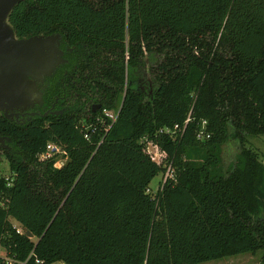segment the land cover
<instances>
[{"label": "trees", "instance_id": "1", "mask_svg": "<svg viewBox=\"0 0 264 264\" xmlns=\"http://www.w3.org/2000/svg\"><path fill=\"white\" fill-rule=\"evenodd\" d=\"M8 22L17 37L59 33L75 47L46 78L43 107L63 94L64 70L77 78L61 114L18 123L0 112V135L12 139L2 152L14 174L0 175V239L11 255L200 264L260 251L264 264V163L248 145L264 134V0H22ZM133 69L147 70L148 97ZM118 105L104 133L97 117ZM188 115L175 137L159 131ZM203 120L208 138L197 137ZM144 137L176 172L154 193L164 167ZM231 140L238 152L225 171L219 153ZM48 143L66 155L62 165L58 153L40 158Z\"/></svg>", "mask_w": 264, "mask_h": 264}, {"label": "water", "instance_id": "2", "mask_svg": "<svg viewBox=\"0 0 264 264\" xmlns=\"http://www.w3.org/2000/svg\"><path fill=\"white\" fill-rule=\"evenodd\" d=\"M20 1L0 0V112L24 123L25 119H18L20 113L43 102L44 82L63 59L59 33L16 36L8 17ZM11 143L10 137L0 135V149H9ZM26 235L33 236L30 231Z\"/></svg>", "mask_w": 264, "mask_h": 264}, {"label": "rangeland", "instance_id": "3", "mask_svg": "<svg viewBox=\"0 0 264 264\" xmlns=\"http://www.w3.org/2000/svg\"><path fill=\"white\" fill-rule=\"evenodd\" d=\"M73 43L76 44V42H73ZM129 55H130V53H129L128 49H124L125 61L128 60ZM147 64H149V63H147ZM126 70L127 71H126V79L124 82V88L129 83L130 74H128V71H129L128 64L126 65ZM133 70L134 71L131 72V75L133 73H135L137 69H133ZM142 72H144V73H142L143 76L141 75L142 77L139 75V73L138 74L135 73V74H133L132 79H135V80L137 79L136 82H141L140 84L143 86L145 96L148 97L149 94L151 95L152 85L147 80V79H150L147 70L143 69ZM115 109H119V105L116 106V108H114V110ZM248 140H249V143H248L249 147L253 148L257 152L260 160L264 163V134H262L260 136H256V137L255 136L248 137ZM148 151L151 152L155 161L159 162L160 164H163V166L166 164H169L168 163L169 161L163 160V154H161L160 151L156 147L150 145ZM237 152H238V144L235 140H231L227 144L222 146V150L219 153V156H220L219 162H220V166L223 168V170L227 169V167H229L230 164L235 160ZM53 156H51V157H53ZM65 161H66V155L64 154V152L61 150L58 151V154L54 159L55 165L60 166ZM163 173H164V171H162L161 173L156 175L151 180V182L149 184V188L151 189V193H154L156 191V189L158 188L159 183H161L160 181L162 180ZM13 174H14L13 171L9 167L8 160L6 159L3 152L0 151V175H3L5 177H9V176H12ZM16 225H18V224L16 223ZM51 264H64V263L53 262ZM200 264H262L261 263V252L257 251L255 253H244V254L231 256V257H227V258H222V259H218V260L207 261V262H203Z\"/></svg>", "mask_w": 264, "mask_h": 264}, {"label": "built area", "instance_id": "4", "mask_svg": "<svg viewBox=\"0 0 264 264\" xmlns=\"http://www.w3.org/2000/svg\"><path fill=\"white\" fill-rule=\"evenodd\" d=\"M118 113H119V109L118 110H112V109H108V108H102L101 109L100 114L97 117V120L100 123L104 133H106L111 128V126L113 125V123L115 122V120L118 116ZM191 119H192L191 116L188 115L182 124L176 123V124H174V126L172 128L171 127L170 128L164 127V128H161L159 131L169 133L171 136L175 137L177 134L182 133L184 131L187 123L189 121H191ZM205 125H206V121L203 120L201 123L200 130L197 132L198 138H201V137L208 138L209 137V133H206ZM95 129H97V128H94V130ZM85 136L89 137L88 134H86ZM142 143H144L146 145V148H148V149H149L150 145L156 147L146 137H144L142 139ZM60 150L61 149L59 146H57L53 143H48L46 145L45 151L40 154V158L41 159H48L51 156H53L55 153H58V151H60ZM149 153L151 154L150 151H149ZM151 158L153 160H155L152 154H151ZM157 163H159V162H157ZM163 167H164V173L162 175V180L160 181L161 183H159V186L157 189H161L165 185L166 182L176 181V172H175V169L172 166V164L169 163V164L164 165ZM147 192H151V189L149 187L147 189ZM14 226L16 227L17 231L23 232V230L18 225L15 224ZM31 255H32V252L28 255V257L26 259H18L16 257H14L13 255H11L9 253V251H7L3 247L2 243H1V239H0V264H26ZM36 262L40 263L42 261L39 259H36Z\"/></svg>", "mask_w": 264, "mask_h": 264}, {"label": "flooded vegetation", "instance_id": "5", "mask_svg": "<svg viewBox=\"0 0 264 264\" xmlns=\"http://www.w3.org/2000/svg\"><path fill=\"white\" fill-rule=\"evenodd\" d=\"M60 49L62 50V59H63V62L60 64V66L71 63L72 62L71 61L72 56H75V47H74V45L73 46L69 45L65 36H64V38H62V36H61ZM96 62L97 61L95 60V63ZM65 69H67V68H65ZM66 71L67 70H64L63 83H62V87L64 89L63 94L59 98L55 97V99L51 102V104L48 107H43L42 106L43 102H42L41 104L35 105L34 107H31V108L23 111L22 113H20V115L18 117L19 120L22 121L23 119H25V121H26L28 116H30L32 119V117H34L36 115H40L41 110L43 112L41 115L46 116L49 113L61 114L64 111H66V109L70 108V105H71L70 99L72 98L71 93H72L73 87H74L72 84L77 83V78L73 77V76L71 77L70 74L67 75ZM139 83L140 82L136 83V86L144 91L143 86ZM83 100H85V98H83ZM97 105H100V103H92L90 110L92 112H94L95 110H97L101 107V105H100L99 108H96ZM87 108H88V106L86 104L84 107H82V110H87ZM55 111H57V112L55 113ZM31 113H34V114H31ZM44 113H47V114L45 115ZM3 150L4 149H0V151H3Z\"/></svg>", "mask_w": 264, "mask_h": 264}]
</instances>
